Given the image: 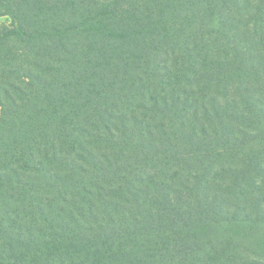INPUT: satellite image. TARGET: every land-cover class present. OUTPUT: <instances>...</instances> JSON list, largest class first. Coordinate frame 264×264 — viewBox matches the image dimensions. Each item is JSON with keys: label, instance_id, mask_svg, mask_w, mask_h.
<instances>
[{"label": "trees", "instance_id": "16d2710c", "mask_svg": "<svg viewBox=\"0 0 264 264\" xmlns=\"http://www.w3.org/2000/svg\"><path fill=\"white\" fill-rule=\"evenodd\" d=\"M0 15V264H264V0Z\"/></svg>", "mask_w": 264, "mask_h": 264}, {"label": "rangeland", "instance_id": "374dc122", "mask_svg": "<svg viewBox=\"0 0 264 264\" xmlns=\"http://www.w3.org/2000/svg\"><path fill=\"white\" fill-rule=\"evenodd\" d=\"M13 25V20L10 16L8 15H0V30L4 27V26H12ZM6 43L11 46L12 48H17L18 47V43L15 39L13 38H8L6 40ZM1 111V108H0Z\"/></svg>", "mask_w": 264, "mask_h": 264}]
</instances>
